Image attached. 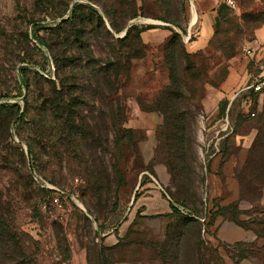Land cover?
<instances>
[{"label": "rangeland", "instance_id": "obj_1", "mask_svg": "<svg viewBox=\"0 0 264 264\" xmlns=\"http://www.w3.org/2000/svg\"><path fill=\"white\" fill-rule=\"evenodd\" d=\"M45 1L0 0V209L15 221L28 259L34 264H264V109L250 119L242 100L229 107L233 93L264 72V43L258 38L264 0H234L236 9L222 5L211 41L194 55L187 54L185 36L192 41L197 29L189 31L195 0H170L171 18L157 0H136L137 16L114 35L123 38L134 26L145 47L122 89L123 127L130 136L120 144L125 158L117 166L103 146L107 101L98 95L100 84L90 79L101 76L105 61L98 19L82 26L87 34L80 43H63L71 51L63 71L47 46L56 41L51 29L62 20ZM74 3L93 8L111 31L103 0L71 2L64 19ZM40 77L49 78L55 90L42 86ZM169 86L171 114L180 116L183 128L181 145L171 147L164 136L167 116L154 102ZM75 88L84 96L76 110L89 116L85 121L92 131L63 136L62 124L50 115L47 133L43 97L52 91L57 102L63 91ZM90 89L94 99L88 98ZM26 108L30 122L40 127L34 152L28 149L32 137L23 134L30 123L20 121ZM226 115L232 131L222 135V156L209 159L214 152L206 149ZM112 138L109 134L111 153ZM151 190L163 193L168 213L140 214L155 201Z\"/></svg>", "mask_w": 264, "mask_h": 264}, {"label": "trees", "instance_id": "obj_2", "mask_svg": "<svg viewBox=\"0 0 264 264\" xmlns=\"http://www.w3.org/2000/svg\"><path fill=\"white\" fill-rule=\"evenodd\" d=\"M74 1L76 0H60L57 4L53 3V0L45 1V4L49 9H56V15L54 16V18H59L62 20L61 23L58 24L54 29H51L53 35H55L56 41H53V43H49L50 45H45L50 48L53 57L58 58L61 64H63V71H66V68L69 67V65H65V63L69 59L68 54H70L71 51L67 50L66 46L63 43H80L81 38L85 34H87V30L84 31L82 26L86 22L92 24L95 18L98 19L99 30L101 29L103 39V45H105L103 47L105 61L101 62L104 65V67L102 68L101 76L98 79H94L93 77H90V79L93 80L96 84H100L98 95L100 96V98L102 97L103 101H107V104L105 105L106 111L103 113V116L107 118V123L102 121V130L104 133L103 146H105L107 150L106 154H110V161L114 164V166H117L119 163L121 164L120 159L125 158V155H123V149L120 148V144L123 145L125 142H127L130 136V131L124 129L123 127L126 119V98L122 94V89L126 87V84L129 80V70L132 61L141 59V57L144 55L145 47L140 39V34L142 31L134 26L127 28L126 34L123 38L116 39L114 35L124 31L126 28V23L129 20L135 18L139 10L137 9L136 0H103L101 6L102 13L103 16H106L107 20L109 21V25L111 28L110 31L105 28V21L101 15H98L93 8L84 7L79 5L78 3H74L71 6L70 15L66 19H64L66 14L69 12V6L71 2ZM87 1H89L91 4H96V2L98 1V4H100V0ZM157 1L163 4V6L165 7V16L171 18L172 13L170 8V0ZM108 2H110L111 4L108 5ZM184 2L186 3L187 0H184L183 3ZM222 5L227 6V4L222 3L218 11L220 10V8H222ZM182 6L183 9L184 4H182ZM58 30H62V32L55 33ZM36 38L40 40L39 36H36ZM59 38L61 43L57 41ZM42 44L44 43L42 42ZM59 45L60 49L58 48ZM187 54L194 55L189 53ZM108 57H110L112 60L108 59ZM39 81L42 82V86L45 85L51 88L52 91L55 90L54 83L49 78L45 79L43 77H40ZM22 84L27 90H30L29 81L28 79H25V77H23L22 79ZM170 86L164 89L159 94V99H155L154 101L155 107L163 112L165 116H167L165 120L164 136L169 141V147H171L172 144L174 145L176 143L181 145V139L183 137V128L181 125L182 122L180 116L175 118L171 114L172 107H170L169 104H171V98L174 94V91ZM77 89L78 88L72 90L70 89L66 92L63 91L60 101L58 99L57 102V99L53 98L54 93L52 91L49 92L50 95L43 97L45 101L44 107L47 113L45 117L48 118H46L47 124L44 126L47 133L50 132V115L52 117L57 116L56 119L62 124L61 129L63 132V136L66 132H68L69 136L73 138L77 134H80L83 128L85 129V131H92V124L89 125L86 123L87 121H85L86 117L89 116L85 115L81 117V114L76 110V108L78 109L81 107V104L83 103H81L80 100L84 98V96L82 95H77ZM41 90L39 88L38 94L42 92ZM94 90H86L87 94L89 95V99L95 98ZM86 105L87 104H84V106ZM254 109H256L255 104L251 107V110ZM48 113H50L49 116ZM259 114L260 113H258V115ZM28 116L29 111L26 108L20 114V121L22 125L30 123L31 128H25V131L23 130V134H25L26 138L32 137L31 142L33 141V143H28V149L30 152H34L36 148V133H38L36 129L40 130V127L39 125H34V122L32 120L30 122ZM244 116L246 118H250L248 115ZM108 122H110L111 124V131L109 129ZM83 125L85 127H83ZM109 134H113V146L118 148L119 145L118 149L113 147V153L110 152L109 148ZM89 139L92 141L93 137H89ZM221 145L222 142L219 145L220 156H222L223 154ZM168 151H170V149H168ZM113 169L115 168L113 167ZM114 172L118 173L119 170L115 169ZM184 223L185 222L182 221L180 224ZM20 237L21 235L15 225V221L11 217L7 218L6 213L2 212L0 209V264H34L28 259Z\"/></svg>", "mask_w": 264, "mask_h": 264}, {"label": "crops", "instance_id": "obj_3", "mask_svg": "<svg viewBox=\"0 0 264 264\" xmlns=\"http://www.w3.org/2000/svg\"><path fill=\"white\" fill-rule=\"evenodd\" d=\"M222 3L223 0H213V1L195 0V2L192 3L193 17L189 23V31H191L192 27L195 25L197 26V29L194 33V39L192 41H189L188 35L185 36V40L188 41L186 42L185 46L189 54L198 53L201 49L205 48L208 45V43L211 41L214 35V24L217 19L218 8ZM258 38H259V44H263L264 30L259 32ZM256 60H258V58H256ZM257 64L258 63H256V65ZM148 187L149 189L153 188V187L150 188V186ZM149 192L152 194V196H154L155 201L150 202L152 203V207H147L145 209V213H140V214L143 215L147 213H153V211L155 210H160V212L163 214L168 213L170 210V204L164 200L163 193L160 191H152V190L148 191L147 193ZM154 202H156V205H154ZM137 213L138 211H136V214ZM110 238L111 237H108L107 240H110Z\"/></svg>", "mask_w": 264, "mask_h": 264}, {"label": "built area", "instance_id": "obj_4", "mask_svg": "<svg viewBox=\"0 0 264 264\" xmlns=\"http://www.w3.org/2000/svg\"><path fill=\"white\" fill-rule=\"evenodd\" d=\"M223 3L231 9H236L237 5L234 0H223ZM242 100L243 107L251 119L255 118L258 113L264 109V73L257 78L247 82L246 84L239 87L232 95L231 101H229V107L235 100ZM256 105V109L251 110L252 105ZM222 128L213 137L211 144L206 149V154L213 151L214 153L209 156V159L213 158L217 153H219V145L222 140V135L232 131L231 121L226 115L223 119Z\"/></svg>", "mask_w": 264, "mask_h": 264}]
</instances>
